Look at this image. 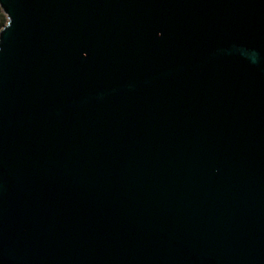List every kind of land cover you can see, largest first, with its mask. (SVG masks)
<instances>
[{
	"label": "water",
	"instance_id": "1",
	"mask_svg": "<svg viewBox=\"0 0 264 264\" xmlns=\"http://www.w3.org/2000/svg\"><path fill=\"white\" fill-rule=\"evenodd\" d=\"M0 12V264H264V0Z\"/></svg>",
	"mask_w": 264,
	"mask_h": 264
},
{
	"label": "trees",
	"instance_id": "2",
	"mask_svg": "<svg viewBox=\"0 0 264 264\" xmlns=\"http://www.w3.org/2000/svg\"><path fill=\"white\" fill-rule=\"evenodd\" d=\"M5 18L3 15L0 14V27L4 24Z\"/></svg>",
	"mask_w": 264,
	"mask_h": 264
},
{
	"label": "rangeland",
	"instance_id": "3",
	"mask_svg": "<svg viewBox=\"0 0 264 264\" xmlns=\"http://www.w3.org/2000/svg\"><path fill=\"white\" fill-rule=\"evenodd\" d=\"M1 15H3L1 12H0ZM1 28V27H0Z\"/></svg>",
	"mask_w": 264,
	"mask_h": 264
}]
</instances>
